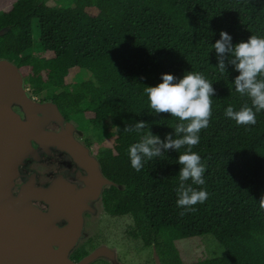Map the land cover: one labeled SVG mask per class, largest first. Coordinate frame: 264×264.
<instances>
[{"label": "trees", "instance_id": "16d2710c", "mask_svg": "<svg viewBox=\"0 0 264 264\" xmlns=\"http://www.w3.org/2000/svg\"><path fill=\"white\" fill-rule=\"evenodd\" d=\"M15 0L0 10V60L22 73L23 86L40 102L55 105L61 118L100 143L112 140L110 150L97 158L101 176L110 184L101 193V208L110 217H127L128 240L152 248L159 264H185L175 243L210 235L224 250L219 258L187 264H264V110L254 126H238L225 116L251 106L235 91L239 72L228 65L218 71L212 45L225 31L232 44L251 35L264 37V0ZM91 10L95 14H91ZM32 29L36 38H32ZM51 48V56L33 55L34 44ZM227 63V61H226ZM88 79L65 83L70 69ZM202 73L212 83V117L192 148L205 166L209 193L195 211L180 213L178 152L168 150L135 171L128 149L150 131L164 140L174 134L178 120L156 115L144 92L162 82V74L177 79ZM144 121L142 133L123 131ZM190 185L191 180L185 182ZM83 247L68 258L78 262Z\"/></svg>", "mask_w": 264, "mask_h": 264}, {"label": "clouds", "instance_id": "9594fccd", "mask_svg": "<svg viewBox=\"0 0 264 264\" xmlns=\"http://www.w3.org/2000/svg\"><path fill=\"white\" fill-rule=\"evenodd\" d=\"M217 54V69L226 72L228 65L239 72L235 77V91L250 99L251 106L244 105L236 111L231 105L225 110V116L238 126H254L256 114L264 110V37L251 35L247 42L232 44V37L225 31L212 45ZM227 61V63H226ZM162 82L156 86H146L144 92L149 106L156 115L168 113L178 120L174 134L169 133L164 140L150 131L141 135L140 141L128 149L131 167L139 172L144 163L158 158L168 150L186 151L178 157L180 167L177 188V206L184 209L180 214L195 211L196 204H203L209 193L203 188L192 185L205 184V166L201 157L192 148L199 144L201 130L208 128L212 117V97L215 89L202 73L188 72L177 79L172 74H162ZM148 126L144 121L127 124L123 131L142 133ZM191 180L190 185L185 182ZM259 208L264 211V195L259 200Z\"/></svg>", "mask_w": 264, "mask_h": 264}, {"label": "rangeland", "instance_id": "374dc122", "mask_svg": "<svg viewBox=\"0 0 264 264\" xmlns=\"http://www.w3.org/2000/svg\"><path fill=\"white\" fill-rule=\"evenodd\" d=\"M15 0H0V10H6ZM47 5L54 6L63 4L59 0H46ZM91 14H95L94 10L90 11ZM32 38H36V31L32 29ZM51 48L45 47L41 44H34L33 55H38L44 58L51 56ZM22 76V73H20ZM88 79V75L80 69H70L67 76L64 78L65 83H73L79 80ZM25 95L34 104L40 103V96L33 93V89L30 87L21 85ZM45 103V102H44ZM10 109L12 112L18 115L21 121L26 123V119L21 107L15 103L10 104ZM38 120L37 128H43L50 121H44L39 114H36ZM63 122L61 120L56 122H51L48 128H55L54 125L60 124L62 127ZM32 140L29 139V152L20 160V163L16 169V176L12 180V185L10 188V203L6 209V216H17L23 215L25 212L31 211L26 220H22L23 224L33 230L38 229V232L45 237L44 240H49L48 242L53 248H56L60 240L65 235L66 226L63 224L65 222L64 217L60 215L61 213L57 210V204H53L51 210H47L45 213L39 212L38 209L31 204V199L27 196V191H24V187L20 188V183L23 181V173H27L28 170L32 169L34 166L33 161H29L27 155L33 152ZM112 138L103 140L98 143L95 141L94 137L88 132L82 141L85 143L91 156H94L97 160L98 156L101 154L102 150H110L112 148ZM34 141V140H33ZM30 168V169H29ZM104 183L101 184V188L106 187ZM20 188V189H19ZM18 189V190H17ZM17 190V191H16ZM34 197V196H33ZM36 197V196H35ZM50 204V201L44 197H41ZM40 199V198H37ZM86 201L82 203V210L78 208L77 212L80 216L81 224L78 230L75 240L72 242L67 251V257L70 252L78 247H83L87 254L92 253L97 249H105L108 251V256L103 255L97 257L95 260L88 264H155V255L150 247H142L138 243L130 241L125 236V230L130 225V220L127 217H110L104 214L102 209L98 206L94 211L89 207L85 208ZM85 208L84 216L81 217V213ZM60 214H56V213ZM34 213V214H33ZM36 214L43 215L44 219L48 221V224L52 226L55 231L54 236L46 235V230L42 226V222H38V218L35 217ZM35 215V216H34ZM33 216V217H32ZM41 227V228H40ZM43 227V228H42ZM177 250L179 251L180 258L183 263H191L194 261L210 258H219L224 255V250L215 242V240L210 235H204L201 237H193L191 239H184L177 241L175 243Z\"/></svg>", "mask_w": 264, "mask_h": 264}, {"label": "water", "instance_id": "95a60500", "mask_svg": "<svg viewBox=\"0 0 264 264\" xmlns=\"http://www.w3.org/2000/svg\"><path fill=\"white\" fill-rule=\"evenodd\" d=\"M22 82V76L14 65L0 60V264H88L99 256H108V251L100 248L78 262L67 257L68 248L75 240L81 224L79 214L70 207L64 212V219L67 221L65 235L56 248L52 247L49 240L43 239L45 236L38 229L36 231L23 224L22 220L29 218L31 211L24 210V214L19 217L6 216V209L10 207L12 180L16 176L20 160L30 150L29 139L37 142L51 138L49 134H40L37 130L36 114L44 121L61 120L54 104H34L30 101L21 88ZM11 103L21 107L26 123L11 111ZM102 183L110 184L106 180ZM50 205L52 206L51 202ZM35 217L38 222L41 220L44 226L42 231L46 230V235H55L43 215L36 214ZM155 264H159L156 257Z\"/></svg>", "mask_w": 264, "mask_h": 264}, {"label": "flooded vegetation", "instance_id": "af4514ba", "mask_svg": "<svg viewBox=\"0 0 264 264\" xmlns=\"http://www.w3.org/2000/svg\"><path fill=\"white\" fill-rule=\"evenodd\" d=\"M56 121H50L43 128H37L40 134H49L51 138L37 142L32 140L33 152L27 157L29 161L34 162V167L22 174L20 188L24 187L31 204L42 213L52 207L41 197L57 204V210L61 214H56L62 216H65L64 212L69 207L72 211H77L84 200L88 203L85 207L87 209L89 207L94 211L98 206L101 208L100 196L105 188H101V184L105 179L99 172L97 160L90 155L82 141L90 129L83 132L62 118V127L57 124L54 125L55 128H48L51 122ZM85 208L81 217L88 212ZM63 224L66 226L67 221Z\"/></svg>", "mask_w": 264, "mask_h": 264}]
</instances>
